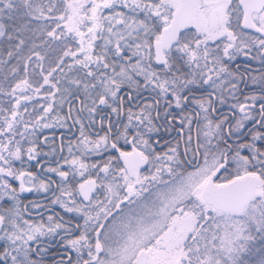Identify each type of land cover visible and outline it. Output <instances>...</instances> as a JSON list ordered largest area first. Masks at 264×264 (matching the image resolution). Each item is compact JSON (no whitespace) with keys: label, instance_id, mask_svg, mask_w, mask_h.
I'll return each mask as SVG.
<instances>
[{"label":"snow or ice","instance_id":"6c2138e0","mask_svg":"<svg viewBox=\"0 0 264 264\" xmlns=\"http://www.w3.org/2000/svg\"><path fill=\"white\" fill-rule=\"evenodd\" d=\"M0 264H264V0H0Z\"/></svg>","mask_w":264,"mask_h":264}]
</instances>
